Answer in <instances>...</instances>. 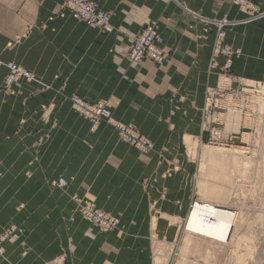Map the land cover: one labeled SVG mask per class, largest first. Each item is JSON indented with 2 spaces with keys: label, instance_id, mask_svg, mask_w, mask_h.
Segmentation results:
<instances>
[{
  "label": "crops",
  "instance_id": "obj_1",
  "mask_svg": "<svg viewBox=\"0 0 264 264\" xmlns=\"http://www.w3.org/2000/svg\"><path fill=\"white\" fill-rule=\"evenodd\" d=\"M91 1L109 14L108 30L62 14V0H0V61L34 77L5 89L0 69V234L22 229L0 264H154L153 205L169 221L194 199L185 170L161 174L187 138L205 135L206 92L223 63L211 67L217 32L242 51L232 73L264 82V0H247L254 13L231 0ZM149 22L165 59L131 63L132 39ZM73 96L107 103L110 119L91 130ZM118 123L137 126L153 150L121 142ZM58 179L66 185L52 187ZM73 196L116 217L117 230L91 228ZM253 244L246 264H264V240Z\"/></svg>",
  "mask_w": 264,
  "mask_h": 264
},
{
  "label": "rangeland",
  "instance_id": "obj_2",
  "mask_svg": "<svg viewBox=\"0 0 264 264\" xmlns=\"http://www.w3.org/2000/svg\"><path fill=\"white\" fill-rule=\"evenodd\" d=\"M236 7L248 12L242 7ZM221 32L224 34L223 43L231 46L225 41L224 31ZM213 47L211 67H218L217 59L220 57L223 63L216 85L208 87L214 92L218 88L219 98L207 102L209 94H206L201 120L205 135L187 138L184 151L167 160L168 166L161 174L162 178L167 179L185 170L186 179L194 192V199L184 216L176 215L169 221L162 217L159 211L155 210V204L153 205V226L148 239L154 264H246V254L252 250L253 242L264 240V82L250 81L232 73L233 62L242 55L240 50L239 56H233L231 61L229 55H220L215 59L214 66ZM188 141L191 143L190 148ZM213 148L232 153L230 167L227 166L228 171L224 175L218 172L219 163L207 161L208 157L210 159V156H214V153H208V150ZM152 149L140 152L147 154ZM234 152L237 154L234 155ZM187 165H190L189 169ZM51 186L54 187L52 184ZM223 186L228 190L225 198L211 193L212 188L217 190ZM73 198L74 196L71 199ZM79 199L96 207L87 199ZM195 202L224 205L239 214L242 225L233 230V238L229 243L212 241L185 230L186 217ZM75 208L79 213L76 204ZM79 215L81 216L80 213ZM115 219L117 220L116 217ZM157 223L159 227H163L162 230H157ZM90 227L105 234L92 225ZM117 228L118 226L109 233L115 232Z\"/></svg>",
  "mask_w": 264,
  "mask_h": 264
},
{
  "label": "built area",
  "instance_id": "obj_3",
  "mask_svg": "<svg viewBox=\"0 0 264 264\" xmlns=\"http://www.w3.org/2000/svg\"><path fill=\"white\" fill-rule=\"evenodd\" d=\"M231 3L235 6L246 9L248 12L254 13L255 9L247 2V0H231ZM61 13H68L79 21L85 23L87 26L101 30L109 29V14L99 9L91 0H62ZM223 36L224 34L219 31L214 40V66L216 65L215 59L222 54L229 55L230 61L233 56H239L238 50L223 43ZM161 43L162 39L158 33V24L156 22L147 23L132 39L128 53L129 62L139 63L143 60H148L153 63H162L165 57ZM229 64H231V62ZM3 67L7 70L4 79L5 89H11V87L22 81H32L34 79L30 72L15 63H3L0 61V69ZM218 93V88L215 92L210 90V88L207 89L206 94H209L207 95V102H213L214 99L219 98L217 97L219 96ZM70 103L74 111L90 122L92 129H95L100 123L111 117L110 107L103 101L93 103L80 97L73 96L70 98ZM115 130L120 141L138 149L139 151L147 152L152 149V144L139 133L136 126L118 123L115 125ZM64 184L65 181L63 179H59L52 183L54 187H60ZM73 200L82 218L93 227H96L99 231L109 233L116 228L117 220L108 213L97 209L89 203L81 201L76 196H74ZM201 206V204L197 206L196 202L195 204L193 203L190 212L191 210L193 211L196 209L200 219L209 220L206 218V214L203 210L200 209ZM21 233L22 229L15 225H11L4 229L0 234V255L4 252L3 244L15 242Z\"/></svg>",
  "mask_w": 264,
  "mask_h": 264
},
{
  "label": "bare ground",
  "instance_id": "obj_4",
  "mask_svg": "<svg viewBox=\"0 0 264 264\" xmlns=\"http://www.w3.org/2000/svg\"><path fill=\"white\" fill-rule=\"evenodd\" d=\"M12 63H14V62H12ZM81 117H83V116H81ZM91 130H93L92 127H91ZM208 153L209 154L214 153V156H210L209 154H206V155L210 156V159L207 156L208 157L207 161L210 160L212 162L219 163V171L218 172L222 175L226 174L228 171L227 166L230 167L229 166L230 165L229 160H230V155H232V153H229L226 150H221V149H216V148L209 149ZM233 154L235 155L237 153L234 152ZM230 173H231V171H230ZM223 183L225 185V181H223ZM211 193L217 197H222V198L224 197L225 198V196L228 195L227 194L228 190L223 186V187L218 188L217 190L212 188ZM199 204L202 205L200 209L203 210V212L206 214V218H208L209 220L200 219L196 209L193 211L191 210V212H189V214L187 215L185 223H184L185 230L188 233H191V234H194L196 236L203 237V238H206V239H209L212 241H216V242H220V243H229L231 241V238H233L232 237L233 230H235V228L240 227L242 225V219L239 216V214H235V212L233 210H231L228 207H225L224 205H220V204H216V203H213V204H211V203H208V204L197 203V206H199Z\"/></svg>",
  "mask_w": 264,
  "mask_h": 264
}]
</instances>
